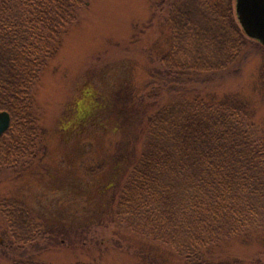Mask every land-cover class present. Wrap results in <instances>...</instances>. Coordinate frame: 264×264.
<instances>
[{
  "label": "trees",
  "instance_id": "obj_1",
  "mask_svg": "<svg viewBox=\"0 0 264 264\" xmlns=\"http://www.w3.org/2000/svg\"><path fill=\"white\" fill-rule=\"evenodd\" d=\"M88 1L0 0V112L10 116L0 138L1 175L26 170L43 150L35 89ZM234 1L149 0L148 27L167 39L149 75L148 85L156 86L146 93L156 109L139 129L137 156L114 160L113 182L104 188L109 200L99 208L114 217L115 228L169 247L184 264H243L216 260L211 250L245 238L264 213V139L248 104L205 90L237 75L259 50L241 30ZM0 207L2 255L10 264H45L19 250L39 247L45 236L57 240L59 231H42L18 203Z\"/></svg>",
  "mask_w": 264,
  "mask_h": 264
},
{
  "label": "rangeland",
  "instance_id": "obj_2",
  "mask_svg": "<svg viewBox=\"0 0 264 264\" xmlns=\"http://www.w3.org/2000/svg\"><path fill=\"white\" fill-rule=\"evenodd\" d=\"M151 14L149 0H89L44 69L34 94L43 150L26 170L0 174V206L18 203L42 231L59 234L21 254L45 264H184L169 247L115 228L107 209L99 210L109 200L104 188L113 182L114 160L120 153L137 156L139 129L156 109L146 93L156 86L148 85L149 75L167 39L149 29ZM256 45L237 75L205 90L246 100L264 139V50ZM4 231L0 207V264H10L2 255ZM246 235L220 243L211 250L214 259L264 264V213Z\"/></svg>",
  "mask_w": 264,
  "mask_h": 264
},
{
  "label": "water",
  "instance_id": "obj_3",
  "mask_svg": "<svg viewBox=\"0 0 264 264\" xmlns=\"http://www.w3.org/2000/svg\"><path fill=\"white\" fill-rule=\"evenodd\" d=\"M234 11L245 36L257 41L264 48V0H235ZM9 125V114L0 112V138Z\"/></svg>",
  "mask_w": 264,
  "mask_h": 264
}]
</instances>
